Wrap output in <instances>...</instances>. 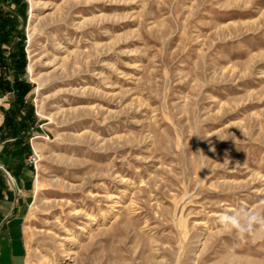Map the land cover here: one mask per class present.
Here are the masks:
<instances>
[{"label":"rangeland","instance_id":"rangeland-1","mask_svg":"<svg viewBox=\"0 0 264 264\" xmlns=\"http://www.w3.org/2000/svg\"><path fill=\"white\" fill-rule=\"evenodd\" d=\"M11 186L27 264H264V0H0Z\"/></svg>","mask_w":264,"mask_h":264},{"label":"crops","instance_id":"crops-1","mask_svg":"<svg viewBox=\"0 0 264 264\" xmlns=\"http://www.w3.org/2000/svg\"><path fill=\"white\" fill-rule=\"evenodd\" d=\"M24 178L25 176L21 175L17 181L22 183ZM4 209L6 207L0 205V212ZM10 212L11 218L6 216L0 220V264H27L25 224L21 215L22 210L19 211L18 216H13L17 211L15 191L12 186Z\"/></svg>","mask_w":264,"mask_h":264},{"label":"clouds","instance_id":"clouds-1","mask_svg":"<svg viewBox=\"0 0 264 264\" xmlns=\"http://www.w3.org/2000/svg\"><path fill=\"white\" fill-rule=\"evenodd\" d=\"M216 222L226 233L237 239L257 232L264 234V207L251 209L242 206L231 212H221L217 214ZM237 246L234 244L231 250L235 251Z\"/></svg>","mask_w":264,"mask_h":264},{"label":"built area","instance_id":"built-area-1","mask_svg":"<svg viewBox=\"0 0 264 264\" xmlns=\"http://www.w3.org/2000/svg\"><path fill=\"white\" fill-rule=\"evenodd\" d=\"M29 162H30L31 165H33V164L35 165L36 162H37V158L36 157H31Z\"/></svg>","mask_w":264,"mask_h":264},{"label":"trees","instance_id":"trees-1","mask_svg":"<svg viewBox=\"0 0 264 264\" xmlns=\"http://www.w3.org/2000/svg\"><path fill=\"white\" fill-rule=\"evenodd\" d=\"M18 87H20V85H18ZM25 92H26V91H25ZM25 92H23L22 95L25 94Z\"/></svg>","mask_w":264,"mask_h":264}]
</instances>
